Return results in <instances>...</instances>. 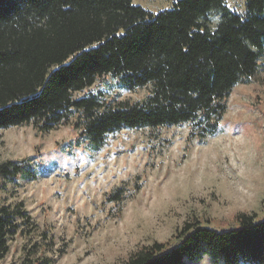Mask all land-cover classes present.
<instances>
[{
    "label": "trees",
    "instance_id": "trees-1",
    "mask_svg": "<svg viewBox=\"0 0 264 264\" xmlns=\"http://www.w3.org/2000/svg\"><path fill=\"white\" fill-rule=\"evenodd\" d=\"M263 53L264 0H245L243 13L224 0H176L156 14L132 0H0V129L31 124L48 133L71 123L91 150L124 129L191 124L203 140ZM106 76L148 94L131 103L84 93ZM16 176L36 178L28 160L0 163V179ZM28 219L21 203L0 206V261ZM235 221L222 231L186 224L172 245L153 243L119 264H195L203 256L211 264H264V217Z\"/></svg>",
    "mask_w": 264,
    "mask_h": 264
},
{
    "label": "rangeland",
    "instance_id": "rangeland-1",
    "mask_svg": "<svg viewBox=\"0 0 264 264\" xmlns=\"http://www.w3.org/2000/svg\"><path fill=\"white\" fill-rule=\"evenodd\" d=\"M176 0H132L156 14ZM243 13L245 0H224ZM211 15L210 20L216 21ZM142 101L148 88L119 89L106 76L84 93ZM78 94L77 96L82 95ZM223 140V141H222ZM28 160L33 180L0 179V206L29 216L0 264H119L153 243L172 245L186 224L222 231L235 217H264V53L256 74L232 89L217 131L191 124L121 130L91 150L72 124L39 133L0 129V163ZM121 189L122 199L108 197ZM195 264H211L203 256Z\"/></svg>",
    "mask_w": 264,
    "mask_h": 264
},
{
    "label": "bare ground",
    "instance_id": "bare-ground-1",
    "mask_svg": "<svg viewBox=\"0 0 264 264\" xmlns=\"http://www.w3.org/2000/svg\"><path fill=\"white\" fill-rule=\"evenodd\" d=\"M223 141V140H222Z\"/></svg>",
    "mask_w": 264,
    "mask_h": 264
}]
</instances>
